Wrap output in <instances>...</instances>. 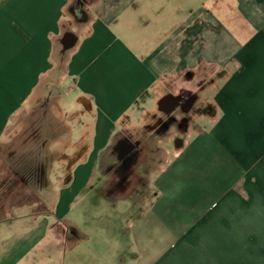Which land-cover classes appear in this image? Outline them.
Returning <instances> with one entry per match:
<instances>
[{
    "label": "crops",
    "instance_id": "1",
    "mask_svg": "<svg viewBox=\"0 0 264 264\" xmlns=\"http://www.w3.org/2000/svg\"><path fill=\"white\" fill-rule=\"evenodd\" d=\"M183 76L202 81L199 93L186 87L177 91L195 93L215 109L211 131L177 145L180 155L164 175H156V168L149 178L147 169L144 187L129 192L141 190L148 197L150 187L158 191L153 206L129 224L131 237L157 221L159 211L152 210L185 163L202 158L207 141L199 139L207 136L223 158L217 163L223 177L216 185L223 192H185L160 213L183 199L178 219L186 228L211 221L217 207L232 197L236 205L247 204L248 225L258 222L263 236L264 0H0V150L11 148L12 135L33 108L41 119L79 117L73 119L77 128L69 123L52 131L45 152L42 144L48 178L41 191H34L35 202L11 206L12 192L5 184L0 188V264L70 262L65 255L76 232L67 215L86 199L84 191L95 176L101 177L113 137L139 132L129 124L173 94L169 86ZM73 93L74 107L64 111L62 98ZM207 93L213 97L205 98ZM149 102L153 109L147 108ZM241 186L242 195L234 192ZM185 236L176 234L170 246ZM259 254L264 255V239Z\"/></svg>",
    "mask_w": 264,
    "mask_h": 264
},
{
    "label": "rangeland",
    "instance_id": "2",
    "mask_svg": "<svg viewBox=\"0 0 264 264\" xmlns=\"http://www.w3.org/2000/svg\"><path fill=\"white\" fill-rule=\"evenodd\" d=\"M230 14H233L232 11ZM195 75L191 72L189 76ZM206 75L204 71L203 78H206ZM188 79L183 76L182 82L177 81L176 85L169 86V90L175 93L178 88L186 87L199 93L202 86L197 83L202 81H197L195 78ZM69 84L67 82L63 87L67 89ZM205 95V98L213 97L212 93ZM74 96L76 93L63 96L61 105L64 111H70L74 107L72 101ZM146 106L149 109L155 107L152 102ZM210 107L209 104L205 105V102L198 101L195 109L187 117L188 121L180 129L178 126L180 122L183 123L182 115L178 111L173 113L168 132L160 135L153 132L159 125L158 119L162 117L164 119L157 107L151 112L140 114L136 121L129 124L131 125L129 128L138 127L142 139L149 140L153 148L149 178L155 176L150 173L156 168L158 171L156 175L161 173L164 175L168 164L180 155V148H177L174 142L179 143L182 140L183 145L187 140L195 139L203 132L210 133V123L216 114L215 109ZM56 108L53 107L54 112ZM197 108L201 109V112L200 110L196 112ZM37 114L38 110L33 108L27 119L22 122L20 131L12 135L11 148L0 150V188H3L5 184L4 189L12 192L11 206L32 204L36 201L34 191L37 192L38 189L41 191L46 186L47 159L41 158V147L44 144V152L47 150L49 139L53 136L52 131H62L69 123L73 124L74 128L78 127V124L73 121L79 118L78 114L77 116L75 114L73 116L60 114L58 117L44 116L43 119L37 118ZM131 130L127 129V131ZM62 135L66 136V134ZM74 135L77 137V134ZM199 140L207 141L201 150L202 158L197 163L195 161L185 163L181 175L170 181L171 190L164 195L160 205L152 210L154 214L159 211L160 216L157 221L150 225L146 223L142 229H136L137 237L134 240L131 237L129 224L135 222V217L141 215L142 211L153 206L156 201L153 199L154 193L158 194V191L150 187L149 191L152 193L147 194L148 197L141 196L144 192L141 190L133 195L125 192L124 197L117 199L109 195L105 197L99 191L98 184L101 177L97 174L84 191L89 192L85 196L86 199L80 200L67 215L66 219L74 225L71 231L76 232L71 238L76 239L67 247L69 251L65 256H70V262L66 260L65 264H264V255L259 254L260 241L264 239V235L260 234L258 222L248 225L247 204L236 205V199H233V203L232 197H226L212 213L211 221L205 222V220V223H195L186 228L182 227L178 219L183 199L171 205L173 208H168L170 212L160 213L167 209L168 201L181 198L185 192H198L202 189L204 192H213L217 189L214 192H223L219 189L220 186H216L219 178L223 177L217 165L218 161L223 159L219 154L221 152L211 145L209 136ZM37 153H39L38 157ZM33 171L35 173L32 176L29 175ZM55 180L53 179L54 189L59 192L61 186L56 185ZM241 189L242 186L234 192L242 195ZM146 219L147 217L141 218V221ZM195 226L197 227L193 232L187 234ZM176 234H186V236L181 242L171 247L170 243L174 241Z\"/></svg>",
    "mask_w": 264,
    "mask_h": 264
},
{
    "label": "flooded vegetation",
    "instance_id": "3",
    "mask_svg": "<svg viewBox=\"0 0 264 264\" xmlns=\"http://www.w3.org/2000/svg\"><path fill=\"white\" fill-rule=\"evenodd\" d=\"M160 101V106L158 105L157 108L164 119L163 117L159 118V125L153 130L159 135L168 132L170 118L177 111L182 115L181 120L183 123L180 122L178 126L179 129L182 128L188 121L187 117L195 109L198 96L190 91L180 89L173 94L167 93ZM198 111L201 112V109L197 108L196 112ZM140 133V131L122 132L115 134L113 137L111 146L108 149L110 153L107 163L105 162L100 167L102 175L98 185H100L99 191L105 197L109 195V197L117 199L125 195V192L137 191L138 188L141 189L146 184L144 179L146 170H151L148 159L151 143L149 140H143ZM181 142L182 140L179 143L174 142V145L177 146ZM34 173L33 171L29 175L32 176Z\"/></svg>",
    "mask_w": 264,
    "mask_h": 264
},
{
    "label": "water",
    "instance_id": "4",
    "mask_svg": "<svg viewBox=\"0 0 264 264\" xmlns=\"http://www.w3.org/2000/svg\"><path fill=\"white\" fill-rule=\"evenodd\" d=\"M71 45V43L69 44V45H67V46H70ZM160 103H161V101L158 103V105L160 106ZM172 110V109H171Z\"/></svg>",
    "mask_w": 264,
    "mask_h": 264
}]
</instances>
